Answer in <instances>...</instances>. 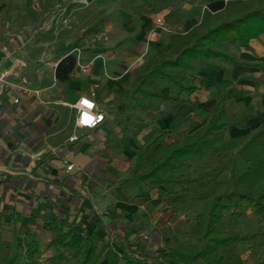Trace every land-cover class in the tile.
<instances>
[{
  "label": "crops",
  "instance_id": "0c3cea01",
  "mask_svg": "<svg viewBox=\"0 0 264 264\" xmlns=\"http://www.w3.org/2000/svg\"><path fill=\"white\" fill-rule=\"evenodd\" d=\"M70 2L0 0V232L12 229L24 243L34 239L45 260L53 251L47 246L49 241L58 237L54 226L65 231L68 223L73 227L85 225V221L94 222L105 240L110 226L122 234L120 224L129 223L136 227V237L147 235L148 248L163 249L170 235L164 238L166 232L159 222L172 211L162 205L157 190L143 189L135 203L112 194L132 166L137 148L170 121L163 111L152 115L127 112L123 116L129 129L124 132L115 121L124 108L116 101V90H124L132 70L140 65L135 64L158 46L163 33L152 28L160 14L138 18L119 12L116 4L102 7L104 22L99 33L90 36L99 48L90 47L80 54L82 63L90 62L88 71L75 68L70 81L62 83L54 78V70L72 45L64 31L76 24L81 25V32L85 30L75 13L89 4L82 0V8ZM114 10L115 17L110 16ZM76 39L82 41L84 33ZM236 55L255 66L202 70L198 84L195 82L197 86L201 80L205 84L221 78L233 82L228 110L233 113L244 107L250 120L247 128L228 129L231 138L244 136L264 123V33L251 39L248 49L239 48ZM20 87L39 94L22 93ZM91 94L105 119L94 129L76 128L71 106ZM189 100L198 110L183 105L181 113L190 115L192 132L206 123L215 93L200 88ZM72 135L77 137L74 142L69 141ZM63 160L75 169L66 174ZM147 204L149 213L142 218ZM165 208L164 215L161 209ZM151 230L155 235L150 237Z\"/></svg>",
  "mask_w": 264,
  "mask_h": 264
},
{
  "label": "trees",
  "instance_id": "16d2710c",
  "mask_svg": "<svg viewBox=\"0 0 264 264\" xmlns=\"http://www.w3.org/2000/svg\"><path fill=\"white\" fill-rule=\"evenodd\" d=\"M106 1L116 2L119 12L138 18L161 14L171 29L184 22L178 2L206 6L200 20L204 22L187 34L167 35L132 70L124 90H116V101L124 108L115 121L123 132L129 129L123 116L127 112L162 113L163 104L170 121L137 148L132 166L112 191L117 199L130 202L141 196L143 189H156L158 198L166 197L165 204L173 213L198 202H202V209L195 216L194 240L185 244L174 237L172 244L163 249L148 248L136 237L135 229L107 236L106 242L99 245L103 241L99 234L86 231L80 224L65 231L54 226L58 237L47 245L54 252L49 263L60 264L70 257L74 264H244L238 248L240 243H249L248 264H264V229L257 223L248 224L246 231L230 227L232 219L264 217V123L244 136L231 138L228 129L247 128L250 120L244 107L233 113L228 110L233 82L221 78L211 84L201 80L199 86L195 85L202 70L217 72L223 65L255 66L241 60L230 48L248 49L249 41L264 33V0H244L228 8L225 3L235 0H93L85 8L77 5L84 8L75 13L85 28L84 35L99 33L105 19L104 10L92 15L88 6ZM73 49V44L68 46V54L57 62L54 78L59 82L68 83L76 68ZM200 88L213 89L215 100L206 123L190 132V115L182 114L180 107L192 104L195 110L196 104L190 103L189 97ZM208 158L216 163L199 168L196 175L182 171ZM133 188L139 193L130 195ZM79 237L81 243L77 244ZM14 243L0 235V264H41L34 239L25 249L19 235H15ZM136 252L141 259L135 258Z\"/></svg>",
  "mask_w": 264,
  "mask_h": 264
},
{
  "label": "rangeland",
  "instance_id": "374dc122",
  "mask_svg": "<svg viewBox=\"0 0 264 264\" xmlns=\"http://www.w3.org/2000/svg\"><path fill=\"white\" fill-rule=\"evenodd\" d=\"M68 1H70V0H66V2H68ZM242 1H244V0H235L233 2L227 1V3H225L226 4L225 8L233 7V5L241 3ZM81 3H82V0H71L70 5L73 4V5L77 6L78 4L81 5ZM114 4H116V2H112V1H106V2H102L100 4H95V3L91 4L89 6V8L91 10L90 13L92 15H95L97 12H100L102 7L108 6V8H109ZM70 5H67L66 8L70 7ZM178 5L182 11V14L184 15V22L182 25L172 28V30H174L176 33H179V34H187L191 31L192 28H194L200 22V20L202 19L203 12H204V10H206V8L203 6H200L198 4H193V5L189 4L188 5L184 2H178ZM102 10H104V9H102ZM90 13H88V15ZM115 13H116V11L113 12V14L110 16L115 17V15H114ZM63 15H64V13H63ZM212 15H213V13H210L209 17ZM100 26H101V24L99 25V28H100ZM80 28H81V25L76 24V25L71 26L68 30L64 31V33H66L65 35L67 36V38L72 40V44L75 45V49H73V53L75 55L78 53L81 54L82 51H86V49H89L90 47L93 49L99 48L98 43L96 41H94L93 38L90 37L91 34L84 35V39L80 42H78L79 40H77V39L75 40V37L77 34H80V33L83 34V32H81ZM166 36H167V33H163L160 41H164ZM238 49L239 48H237L236 46L230 48V50L234 54H236ZM152 51H153V49H151L150 52L146 54V57L151 55ZM146 57L141 58L139 60L140 62L135 64V65L142 64L144 62V60L146 59ZM197 84H198V80H197ZM188 105H192V104H188ZM166 109H167V106L162 104V110L161 111H163V113H164V111ZM183 109H184V107H183ZM195 110H198V109H195ZM139 113H143V112H139ZM141 117H144V115L142 114ZM139 119H141L140 116H139ZM204 120H205V118H204ZM157 133H155V136L157 135ZM164 139L168 141L169 138L167 135H165ZM215 161H216L215 159L208 158L205 162H203L202 164H199V166H198V164H194L192 167L183 168L182 171L187 173V174H191L192 176H194L201 169H203V168L207 169L208 167H211L213 164L216 163ZM199 168H200V170H199ZM225 176H226V174L224 175V177ZM129 193H130V195H134L135 193H139V191L137 188H133L129 191ZM142 194H144L143 191H142L141 195ZM158 199H160L162 205L164 206L166 197L165 198H158ZM130 202L135 203L134 199H132ZM149 206H150L149 204L144 206V210H143L144 212H142V214H141L142 218H145V216H147V213H149ZM201 206H202V202L194 203V205L188 206V209H182V210H180V212H177V213L172 212V215H170L169 217L167 216L168 212L165 215L167 209L166 208H165V210L161 209V212L163 211V214L165 215V217H163V219H161L159 223L165 229L166 234L164 235V238L166 237V235H168V236L170 235V238L166 237V241L164 242V245H163L164 248L166 246H168L169 244H172L174 237L180 238L181 240H183V243H185V244L190 243L194 240L193 235H194V229L196 227L195 216L201 211V209H202ZM169 209L171 210V208H169ZM254 223H257L262 229H264V217L252 218V216H250V215H248L246 218L241 219V220L240 219L239 220L232 219V221L230 222V227H233L236 230L240 229L242 231H246L248 229V227H247L248 224L254 225ZM48 225L51 226L50 223ZM120 225L121 226L119 228L122 229V231H124V232L129 231L130 229L134 230V228H136L134 226H131L129 223H121ZM67 226H68V229L72 227L69 225V223ZM80 226H82L88 232H91V230H92L96 234H99L101 240H103V241L99 242V245H102L106 242V240L104 238V234L102 235L101 229L99 227H97V225H95L94 222L91 221L90 223L87 224L85 221V225H83V223H80ZM14 234L15 233H13L12 229H5V230L3 229L2 232H0L1 237L3 239L8 240L10 243H12V245H15V243H14L15 235ZM153 235H155L154 230H151V232H149L148 236L151 237ZM138 238H140V237H138ZM80 240H81V237L77 238V241H78L77 244L81 243ZM22 241H23V239H22ZM23 244H24V249L29 245L28 242H25V243L23 242ZM249 245H250L249 243H240L239 248H238L239 253H241V258L244 261V264H248L251 261L250 251L248 250ZM30 246H31V248L33 247V242L30 244ZM262 250H263L262 253L264 255V247L262 248ZM22 253L24 254V252H22ZM41 254H42V252L39 251L38 252V259L45 260ZM53 255H54V252L52 251L51 256L47 257L44 264H50L49 262H50V259L53 257ZM67 256H69V255H67ZM60 264H74V261L70 257H68L67 261H64ZM122 264H124V263L122 262Z\"/></svg>",
  "mask_w": 264,
  "mask_h": 264
},
{
  "label": "built area",
  "instance_id": "2783aa9c",
  "mask_svg": "<svg viewBox=\"0 0 264 264\" xmlns=\"http://www.w3.org/2000/svg\"><path fill=\"white\" fill-rule=\"evenodd\" d=\"M204 7H206V6H204ZM152 31H153V32H159V33H167V34H175V33H176L174 30H172L171 28L167 27V26L164 24L163 16H162L161 14H160L159 17L156 19L155 24H154V26H153V28H152ZM75 63H76V68H77L80 72H83V73H86V72L88 71L89 67H90V62H87L86 64H84V63H82V62L80 61V53L76 54ZM20 91H21L22 93H25V94H28V93H30V92H32V94H35V95H38V94H39L38 91H30V90H27V89H25V88H23V87H20ZM87 98L90 99V100H94V99H93V94H91V96H87ZM79 100H80V99H79ZM79 100H78V101H79ZM17 101H18V99L15 98V99H14V102H17ZM78 101L75 102V103H73V105H76V104L78 103ZM73 105H72L71 107L75 109V117H74V119H73V122H74V126H75L76 128L86 129V130H88V129H94V128L98 127L100 124L103 123V121H104V119H105V114H104V112L99 111L98 108L96 107L95 109H92L91 111H92L93 113H95V114L103 113V114H104V119H103L100 123H98V124L96 125V127H94V128H92V127H86V126H82V125H80V124L78 123V119H79V117H80V112H81V111H88V110H87L86 108H80V109H78V108L73 107ZM76 139H77V137H76L75 135H72V136L69 138V141H70V142H74ZM62 167H64V172H65L66 174H67V173H70L72 170L75 169V167H73V165L70 164V163H68L66 160H63V161H62ZM77 168H78V167H77ZM78 169H79V168H78ZM107 214H108V213H106L105 216H106ZM94 216L99 217L100 215H98L97 213H95ZM96 217H94V218H96ZM118 234H119V233H118V231H117V228H113L112 226H110V228L107 230V232H106L105 235H106V236H113V235L115 236V235H118ZM140 238L142 239V241H145V242L148 240V239H147V235H145V234H141V235H140ZM134 256H135V258L141 259L140 254H138L137 252H136V254H134ZM39 262H40L41 264H43V263H44V260L40 259Z\"/></svg>",
  "mask_w": 264,
  "mask_h": 264
},
{
  "label": "clouds",
  "instance_id": "9594fccd",
  "mask_svg": "<svg viewBox=\"0 0 264 264\" xmlns=\"http://www.w3.org/2000/svg\"><path fill=\"white\" fill-rule=\"evenodd\" d=\"M75 108H86L88 111H81L78 123L86 127H96L104 119V114H95L91 110L97 107L94 100H90L85 96H82L76 105H73Z\"/></svg>",
  "mask_w": 264,
  "mask_h": 264
},
{
  "label": "water",
  "instance_id": "95a60500",
  "mask_svg": "<svg viewBox=\"0 0 264 264\" xmlns=\"http://www.w3.org/2000/svg\"><path fill=\"white\" fill-rule=\"evenodd\" d=\"M91 1H93V0H83L84 3H89V2H91ZM212 13H215V12H212ZM202 22H204V20L200 21V22L198 23V25H200Z\"/></svg>",
  "mask_w": 264,
  "mask_h": 264
}]
</instances>
